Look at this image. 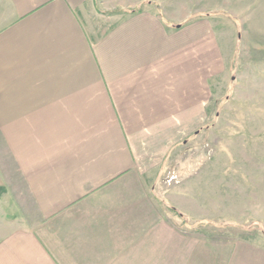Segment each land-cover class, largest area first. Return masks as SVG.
I'll return each instance as SVG.
<instances>
[{
	"label": "crops",
	"instance_id": "obj_1",
	"mask_svg": "<svg viewBox=\"0 0 264 264\" xmlns=\"http://www.w3.org/2000/svg\"><path fill=\"white\" fill-rule=\"evenodd\" d=\"M100 1L0 0V143L21 213L0 264H264L263 237L198 234L196 195L163 180L207 118L203 24L150 7L105 19ZM250 186L236 223L264 222Z\"/></svg>",
	"mask_w": 264,
	"mask_h": 264
},
{
	"label": "rangeland",
	"instance_id": "obj_2",
	"mask_svg": "<svg viewBox=\"0 0 264 264\" xmlns=\"http://www.w3.org/2000/svg\"><path fill=\"white\" fill-rule=\"evenodd\" d=\"M129 1L110 0V9L101 0L104 7L98 11L106 19L150 7L181 29L202 23L212 40L207 118L189 142L181 143L165 159L163 180L179 186L173 189L196 195L195 209L203 217L196 222L198 234L215 240L222 236L264 239V222L236 223L237 209L231 204L237 193L252 198L254 191L237 189L241 183L254 184L264 203V0H132L133 7H122ZM92 27L88 30L95 33ZM12 166L0 143V241L16 227L21 214Z\"/></svg>",
	"mask_w": 264,
	"mask_h": 264
},
{
	"label": "trees",
	"instance_id": "obj_3",
	"mask_svg": "<svg viewBox=\"0 0 264 264\" xmlns=\"http://www.w3.org/2000/svg\"><path fill=\"white\" fill-rule=\"evenodd\" d=\"M140 12H141L140 10H134V11H131V14H136V13H140ZM174 27L181 28V25H177V26H174Z\"/></svg>",
	"mask_w": 264,
	"mask_h": 264
}]
</instances>
